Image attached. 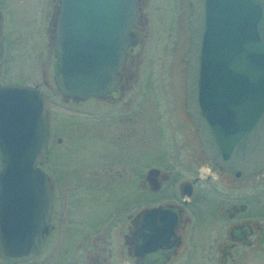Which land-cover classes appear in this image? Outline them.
<instances>
[{
  "label": "flooded vegetation",
  "instance_id": "af4514ba",
  "mask_svg": "<svg viewBox=\"0 0 264 264\" xmlns=\"http://www.w3.org/2000/svg\"><path fill=\"white\" fill-rule=\"evenodd\" d=\"M62 1L36 0V21L25 20L19 33L46 42L54 73ZM130 1L128 43L111 90L79 101L57 93L80 108L60 167L50 159L49 99L37 167L51 194L50 231L39 254L21 263L0 256V264H29L59 246L65 264H264V167L234 176L213 164L185 111L191 4ZM3 6L0 0L2 48Z\"/></svg>",
  "mask_w": 264,
  "mask_h": 264
},
{
  "label": "water",
  "instance_id": "95a60500",
  "mask_svg": "<svg viewBox=\"0 0 264 264\" xmlns=\"http://www.w3.org/2000/svg\"><path fill=\"white\" fill-rule=\"evenodd\" d=\"M185 111L205 155L234 176L264 167V0H188ZM130 0H63L55 23L59 95L97 98L114 85L132 19ZM0 35V70L2 64ZM48 97L0 86V256H37L50 227L46 153ZM159 210H155V214Z\"/></svg>",
  "mask_w": 264,
  "mask_h": 264
},
{
  "label": "rangeland",
  "instance_id": "374dc122",
  "mask_svg": "<svg viewBox=\"0 0 264 264\" xmlns=\"http://www.w3.org/2000/svg\"><path fill=\"white\" fill-rule=\"evenodd\" d=\"M35 1L1 0L4 5L3 10L6 11L4 15L5 40L3 43L0 85L16 84L35 88L38 86L41 93L49 96L53 136L50 159L54 166L60 167L63 164L61 161L65 159V134L73 132L70 130L73 129L70 123L78 119L77 111L80 108L63 104L57 95L52 80L55 74L52 67L54 59L47 57L46 42L41 39H38L37 42H28L19 35L22 29L25 28V20L36 18L35 10L30 9V5H34ZM42 73L45 74L48 87L42 84L41 78L44 79ZM56 138L61 139L60 144L55 142ZM63 250L62 246H59L53 253L51 250H45L29 264H65V252Z\"/></svg>",
  "mask_w": 264,
  "mask_h": 264
}]
</instances>
